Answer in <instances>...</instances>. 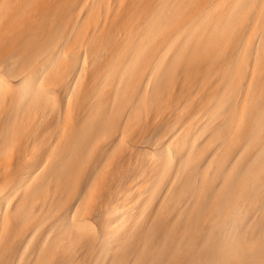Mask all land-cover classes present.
I'll return each mask as SVG.
<instances>
[{
    "label": "bare ground",
    "instance_id": "bare-ground-1",
    "mask_svg": "<svg viewBox=\"0 0 264 264\" xmlns=\"http://www.w3.org/2000/svg\"><path fill=\"white\" fill-rule=\"evenodd\" d=\"M6 189L0 264H264V0H0Z\"/></svg>",
    "mask_w": 264,
    "mask_h": 264
},
{
    "label": "rangeland",
    "instance_id": "rangeland-1",
    "mask_svg": "<svg viewBox=\"0 0 264 264\" xmlns=\"http://www.w3.org/2000/svg\"><path fill=\"white\" fill-rule=\"evenodd\" d=\"M159 122V121H158ZM150 123H151V125H150ZM156 123V124H155ZM153 121H149V123L148 124H146L145 125V127H144V131H143V133H142V131L141 130H135V131H133L132 133H131V143H132V141H133V143L135 142V144L137 143V145H135V146H137L138 148L139 147H144V146H147V145H149L150 143H151V141H152V138L156 135V132H157V125L159 124H157V122H154V127H153ZM149 128V129H148ZM150 128H151V130H150ZM152 129H153V131H152ZM149 131V132H148ZM149 134H148V133ZM151 132V133H150ZM155 132V133H154ZM136 136H134V135ZM148 134V135H147ZM154 134V135H153ZM147 135V137H150V136H152V138H148L147 139V137H145ZM130 139V138H129ZM135 139V140H134ZM136 140H137V142H136ZM139 141V142H138ZM148 142V143H147ZM140 143H143V144H140ZM140 144V145H139ZM127 153V151H125V152H122V151H119L118 152V155L115 157V159L118 157V156H122V154H126ZM121 156L119 157V159L117 160V161H114V163H113V166H112V171L114 172V174H116V172L118 171V168H117V166L120 164V161L121 162H123V159H121ZM124 158H126V157H124ZM120 160V161H119ZM88 218L91 220V221H93V222H97L98 221V218L95 216H88ZM94 218V219H93Z\"/></svg>",
    "mask_w": 264,
    "mask_h": 264
},
{
    "label": "clouds",
    "instance_id": "clouds-1",
    "mask_svg": "<svg viewBox=\"0 0 264 264\" xmlns=\"http://www.w3.org/2000/svg\"><path fill=\"white\" fill-rule=\"evenodd\" d=\"M222 235V242L225 248H230L234 243L236 220L235 218H225L215 225Z\"/></svg>",
    "mask_w": 264,
    "mask_h": 264
},
{
    "label": "snow or ice",
    "instance_id": "snow-or-ice-1",
    "mask_svg": "<svg viewBox=\"0 0 264 264\" xmlns=\"http://www.w3.org/2000/svg\"><path fill=\"white\" fill-rule=\"evenodd\" d=\"M7 189H8V188H7ZM7 189H6L5 191H3V192H0V195L4 194V193L7 191Z\"/></svg>",
    "mask_w": 264,
    "mask_h": 264
}]
</instances>
